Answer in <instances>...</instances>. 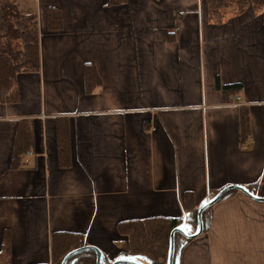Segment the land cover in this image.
Here are the masks:
<instances>
[{
	"label": "crops",
	"instance_id": "1",
	"mask_svg": "<svg viewBox=\"0 0 264 264\" xmlns=\"http://www.w3.org/2000/svg\"><path fill=\"white\" fill-rule=\"evenodd\" d=\"M7 1L37 16L41 69L17 76L18 101L0 98V264H53L54 234L79 236L101 264H141L120 223L177 218L189 232L187 194L200 209L255 183L209 207L174 263L264 264V9ZM51 7L61 29L47 27Z\"/></svg>",
	"mask_w": 264,
	"mask_h": 264
},
{
	"label": "trees",
	"instance_id": "2",
	"mask_svg": "<svg viewBox=\"0 0 264 264\" xmlns=\"http://www.w3.org/2000/svg\"><path fill=\"white\" fill-rule=\"evenodd\" d=\"M129 0H108L109 6H119L127 3ZM209 14L220 16L219 10H223L228 6L242 10L252 3L255 10L264 9V0H207ZM61 12L54 7L47 10L48 26L51 30H58L62 27ZM39 26L36 15H23L17 7L7 0H0V98L7 93H12L10 101H18L16 93V79L21 73H36L41 69L40 49H39ZM94 66L87 64L85 66V91L89 94L95 91L100 85L99 77ZM100 87V86H99ZM98 87V88H99ZM246 118V121L244 119ZM243 138H247L250 134L249 116L245 114L243 117ZM64 130H62V133ZM63 136V134H61ZM61 137L60 147L61 153L66 152L67 142ZM63 164H67L64 160ZM259 183L248 185L244 188L249 196H254V191L258 188ZM223 191V190H222ZM239 191L237 188L230 189L224 194V197L232 196ZM221 193V192H220ZM193 196L187 194L185 196V209L187 216L185 222L189 223L192 229L189 232L177 231L181 229L183 221L181 219L154 217L143 220H131L119 224V231L129 239V248L125 253L134 258H144L149 264H168L171 249V239L174 233V260L183 245L185 246L189 239L188 236L197 233L200 226L199 211L194 202ZM210 209L202 212V226L205 233L208 229L207 219ZM183 230V229H181ZM188 235V236H187ZM71 236V235H68ZM54 234V257L53 264H63L64 257L74 250L86 248L85 251L72 257L67 264H72L78 257L86 260L83 264H97L96 250L87 244L79 241L80 237L73 235L69 238ZM75 248V249H74ZM5 250L9 251L8 244H5ZM63 253V256H59ZM113 264V263H110ZM132 264V263H125ZM139 264V263H137ZM142 264V263H141ZM175 264V263H174Z\"/></svg>",
	"mask_w": 264,
	"mask_h": 264
},
{
	"label": "water",
	"instance_id": "3",
	"mask_svg": "<svg viewBox=\"0 0 264 264\" xmlns=\"http://www.w3.org/2000/svg\"><path fill=\"white\" fill-rule=\"evenodd\" d=\"M233 188L234 187H230V188L224 189L212 202H210L209 204L203 206L200 209V211L198 213L199 214V218H200V226H199L200 227V230H199L198 234L195 235L194 237L199 236V235H201L203 233V226H202L203 224H202V218H201L202 217V212H204L206 209H208L209 207H211L212 205H214V203L218 202L219 199H221L227 191H229L230 189H233ZM235 188H237V189H239V190H241L244 193H246V194L249 195V193L247 191H245L244 189H242L240 187L239 188L238 187H235ZM177 231H181V230L177 229ZM173 235H174V233L172 234V239L170 240L171 241V249H170V252H169L170 257H169L168 264H174V241H173L174 240V237H173ZM92 248L95 249L96 250V253H97V256H96L97 257V264H101V253H100V251L97 248H94V247H92ZM85 249L86 248H80V249L74 250L71 253H69L66 257H64L65 259L63 261V264H67V262L70 259H72V257H75L76 255L82 253L83 251H85ZM125 263L137 264L135 262H129V261H116L113 264H125Z\"/></svg>",
	"mask_w": 264,
	"mask_h": 264
},
{
	"label": "rangeland",
	"instance_id": "4",
	"mask_svg": "<svg viewBox=\"0 0 264 264\" xmlns=\"http://www.w3.org/2000/svg\"><path fill=\"white\" fill-rule=\"evenodd\" d=\"M75 249V248H74ZM142 261V264H149V262L147 260H145L144 258H139ZM84 262H86L85 259H83L82 257H78L76 259V261H73L72 264H83Z\"/></svg>",
	"mask_w": 264,
	"mask_h": 264
},
{
	"label": "built area",
	"instance_id": "5",
	"mask_svg": "<svg viewBox=\"0 0 264 264\" xmlns=\"http://www.w3.org/2000/svg\"><path fill=\"white\" fill-rule=\"evenodd\" d=\"M30 156H32L33 154H32V152H30V154H29ZM26 162H28V160H26Z\"/></svg>",
	"mask_w": 264,
	"mask_h": 264
}]
</instances>
